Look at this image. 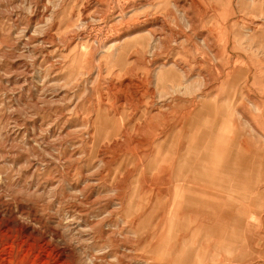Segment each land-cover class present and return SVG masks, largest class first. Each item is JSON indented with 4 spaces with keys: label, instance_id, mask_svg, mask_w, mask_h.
Wrapping results in <instances>:
<instances>
[{
    "label": "rangeland",
    "instance_id": "1",
    "mask_svg": "<svg viewBox=\"0 0 264 264\" xmlns=\"http://www.w3.org/2000/svg\"><path fill=\"white\" fill-rule=\"evenodd\" d=\"M207 101L225 123L204 109L203 132L257 163L264 0H0V264H187L185 231L159 220L154 193L132 195L158 170L149 138L184 148ZM262 162L247 200L218 197L221 214L246 211L218 231L230 253L191 239L201 264H264Z\"/></svg>",
    "mask_w": 264,
    "mask_h": 264
},
{
    "label": "crops",
    "instance_id": "2",
    "mask_svg": "<svg viewBox=\"0 0 264 264\" xmlns=\"http://www.w3.org/2000/svg\"><path fill=\"white\" fill-rule=\"evenodd\" d=\"M204 109L206 115L216 118L215 122L201 119ZM224 110L222 104L213 106L209 101L204 102L203 107L195 112L194 120L189 123L191 127V132L187 136L189 144L184 148L175 149L168 144L166 145V137L163 139L149 138L156 149V155L151 160L149 159L148 166L159 171L157 170L154 176L153 184L146 187L141 184L134 190L132 195L133 198H138L146 193L151 197L154 193L155 199L150 207H155L159 211L161 214L159 220H162L165 225L167 222L169 226L178 223V230L185 231L182 235L179 231H176L180 239L177 245L181 243V247H176V249L186 248V254H195L191 258L186 257L187 264L202 263L199 256L200 250L191 249L190 246L193 244L191 239L195 238L198 241L203 234L210 239L206 243L207 249H203L204 245H201L205 256L209 253L208 257L211 260H214L215 257L217 260L218 251L230 253L231 249H215V239L218 236V231L220 226L223 228H228L230 224L239 226L244 221L246 211L239 208L240 211L237 212L235 217L230 211L227 214H221L222 206L218 197L219 195L225 197L221 200L230 208H233L236 197L247 200L248 193L252 190L249 176L252 171L260 169L263 163L264 155L262 154H260V158L258 157L257 163L249 161V156H246V154L250 155L251 153L250 144L244 145L246 153L243 158H235V151L227 150L225 143L228 142V139L225 135L214 133L212 129H209L206 133L203 132L200 124L209 122L214 130L218 127L217 131H219V128L225 123L220 119L224 116ZM224 128L228 129L225 126ZM220 142H223V145H220ZM245 143L248 142L245 140ZM163 149L166 150V153L161 154L160 151ZM225 154H228L231 158L225 156ZM157 155L162 157L159 158ZM151 162H154V164H151ZM204 185L207 188H203ZM145 189L146 191H144ZM217 190L221 191L222 194L219 192L217 194ZM163 197L169 200L168 207ZM140 198L142 199V196ZM132 202L137 207L145 208L147 206V201L145 203H142L141 200ZM142 216L143 213L140 217H137L139 222L144 221ZM163 237L166 238L167 235L164 234ZM200 244L201 242H199ZM178 253H181V251ZM172 260H174L172 264H179V258L174 257Z\"/></svg>",
    "mask_w": 264,
    "mask_h": 264
},
{
    "label": "bare ground",
    "instance_id": "3",
    "mask_svg": "<svg viewBox=\"0 0 264 264\" xmlns=\"http://www.w3.org/2000/svg\"><path fill=\"white\" fill-rule=\"evenodd\" d=\"M133 35V34H132ZM118 41V40H117ZM126 49V48H125ZM125 51V50H124ZM125 53V52H124ZM123 53V54H124ZM159 154V153H158ZM172 154V153H171ZM175 155V154H174ZM164 156V155H163ZM162 157V156H161ZM166 161V160H165ZM180 161V160H179ZM177 164V163H176ZM178 166H179V164H178ZM181 168V167H180ZM175 169H177L176 167H175ZM179 169V168H178ZM175 172H176V170H175ZM178 173V172H177ZM173 174H174V172H173ZM180 174V173H179ZM177 180H178V178H176ZM177 183H179L178 181H176ZM175 183V182H174ZM172 199V198H171ZM180 244V243H179ZM225 250V249H224ZM176 257V256H175Z\"/></svg>",
    "mask_w": 264,
    "mask_h": 264
}]
</instances>
